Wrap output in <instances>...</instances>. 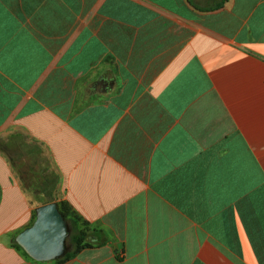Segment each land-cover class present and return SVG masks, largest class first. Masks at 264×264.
<instances>
[{
    "label": "crops",
    "instance_id": "crops-1",
    "mask_svg": "<svg viewBox=\"0 0 264 264\" xmlns=\"http://www.w3.org/2000/svg\"><path fill=\"white\" fill-rule=\"evenodd\" d=\"M32 152L62 262L16 246ZM0 264H264V0H0Z\"/></svg>",
    "mask_w": 264,
    "mask_h": 264
},
{
    "label": "water",
    "instance_id": "water-1",
    "mask_svg": "<svg viewBox=\"0 0 264 264\" xmlns=\"http://www.w3.org/2000/svg\"><path fill=\"white\" fill-rule=\"evenodd\" d=\"M67 236L66 222L57 203L50 201L35 208L33 222L16 235L15 241L30 258L45 262L64 254Z\"/></svg>",
    "mask_w": 264,
    "mask_h": 264
},
{
    "label": "trees",
    "instance_id": "trees-1",
    "mask_svg": "<svg viewBox=\"0 0 264 264\" xmlns=\"http://www.w3.org/2000/svg\"><path fill=\"white\" fill-rule=\"evenodd\" d=\"M54 182L55 177L53 176L42 177L40 186L41 188L46 186L53 189ZM45 196L46 199L43 203L50 202L53 200L51 192L45 193ZM57 206L66 222L68 231V236L65 241V252L60 258L55 260L57 262H62L74 256L84 245H86V243L88 242L87 237L89 235L85 228H82L81 226L84 225V223H80L79 220L73 214L65 210L61 204L57 203ZM16 246L20 247L17 243Z\"/></svg>",
    "mask_w": 264,
    "mask_h": 264
},
{
    "label": "rangeland",
    "instance_id": "rangeland-1",
    "mask_svg": "<svg viewBox=\"0 0 264 264\" xmlns=\"http://www.w3.org/2000/svg\"><path fill=\"white\" fill-rule=\"evenodd\" d=\"M31 156L32 158H28L27 162L17 160L15 165L31 199L40 205L46 199L44 189L41 188L39 183L41 180L39 174L42 170L43 162L35 158L34 152H32Z\"/></svg>",
    "mask_w": 264,
    "mask_h": 264
}]
</instances>
